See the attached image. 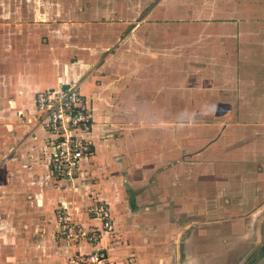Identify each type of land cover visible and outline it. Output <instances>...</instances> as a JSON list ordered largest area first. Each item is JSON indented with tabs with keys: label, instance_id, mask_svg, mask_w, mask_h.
I'll use <instances>...</instances> for the list:
<instances>
[{
	"label": "crops",
	"instance_id": "0c3cea01",
	"mask_svg": "<svg viewBox=\"0 0 264 264\" xmlns=\"http://www.w3.org/2000/svg\"><path fill=\"white\" fill-rule=\"evenodd\" d=\"M18 5L0 0V113L11 106L25 119L0 171V206L52 216L63 206L94 225L86 208L106 200L114 233L102 245L119 264H264V0H152L144 25L137 15L95 20L108 42L72 48L66 23ZM83 81L95 97L88 179L56 185L36 94L82 91ZM99 153L106 173L90 164ZM64 248L66 264L92 250Z\"/></svg>",
	"mask_w": 264,
	"mask_h": 264
},
{
	"label": "rangeland",
	"instance_id": "374dc122",
	"mask_svg": "<svg viewBox=\"0 0 264 264\" xmlns=\"http://www.w3.org/2000/svg\"><path fill=\"white\" fill-rule=\"evenodd\" d=\"M19 1L20 10L23 11H47L52 12L54 17H57V25L62 23H66L69 29V33L72 36V43L69 48L74 47L75 45L92 43L96 42L95 39H102L105 42H108L107 37L104 35H100V31L93 32V28L95 24L100 25L104 21L109 22L110 17L116 16L118 18L125 17H133L137 15L136 20L140 19L142 25H144V9L148 10L150 8V4L152 0H17ZM12 5L7 4L4 9H11ZM18 7H16L18 9ZM2 9V7H0ZM109 14H114L110 15ZM140 17V18H139ZM100 18V19H99ZM54 19V20H55ZM95 20H104L103 22L95 21ZM93 21V22H92ZM112 21V20H111ZM141 25V24H140ZM57 28V27H56ZM55 28V29H56ZM78 30V32H77ZM71 38V37H70ZM260 55L258 59L264 58V46L261 44L258 46ZM257 70L259 67L257 65ZM97 84H102L100 80L97 81ZM81 89L89 98H95L93 93L86 89L85 81L81 84ZM140 99L144 101V95L140 96ZM264 100V97L261 98V101ZM119 101H116V105H122ZM7 106V105H6ZM1 108V104H0ZM3 113H0V141H4V152L0 154V171H3L5 168L6 162H11L13 159L12 154V141L11 139L14 136V133L19 128L23 115L21 114H13L11 110V106L5 107ZM14 108V107H12ZM1 110V109H0ZM25 120V119H24ZM15 122V126L12 125ZM23 125V124H22ZM7 142L9 145L7 146ZM6 147V148H5ZM48 147H45V154L47 153ZM2 150V151H3ZM108 153V152H107ZM100 154V153H99ZM4 155V157H3ZM98 156V154H96ZM4 158V159H3ZM47 158L49 163L51 162L50 157L47 154ZM104 155H101L98 158H93L90 161L91 166H93L98 172V174L106 173V165L103 164L108 163L109 161H105ZM109 164V163H108ZM7 165V164H6ZM110 166V165H109ZM7 169V168H6ZM13 168H10V170ZM110 173V170L107 172ZM87 178L83 180L78 178L73 181H67L72 184H77V186H82L83 182H87ZM97 179H92L93 182L96 180L102 179L107 175H99ZM103 176V177H102ZM80 179V180H79ZM79 180V181H78ZM56 181V180H55ZM56 185H60L61 182L56 181ZM60 187V186H59ZM98 198L96 199V201ZM96 203V202H94ZM92 206H88L86 208L87 213L90 218H94V214L90 212V208ZM113 209V208H112ZM70 212L63 206H59L54 216H52V211H48V209L44 206H0V264H50L49 261L51 258L54 259L56 264H66L68 259L67 249H62L65 245L66 248L70 249L72 244H79L81 242H70L68 240H63L61 243L59 240H56L58 235L60 237H64L60 234V229L58 231V216L60 214H65ZM73 219L84 225L85 227H89L91 224H85L83 222L78 221L73 212H70ZM53 218H55L57 230L53 231ZM97 222V221H96ZM52 225V226H51ZM46 226H51L47 228L51 232L52 241L45 240L43 237L45 236ZM52 229V230H50ZM48 232V233H50ZM57 233V234H56ZM55 235V236H54ZM112 234H104L103 238L106 236H110ZM102 238V240H103ZM55 239V240H54ZM123 240V239H122ZM86 242V241H84ZM112 242V241H111ZM110 242V243H111ZM48 245V246H47ZM64 245V246H63ZM102 248L106 246L100 243ZM111 247V245L109 246ZM48 249V250H47ZM109 249V248H108ZM55 256V257H54ZM59 256L60 259H57ZM47 259V260H45ZM55 264V262H53Z\"/></svg>",
	"mask_w": 264,
	"mask_h": 264
},
{
	"label": "built area",
	"instance_id": "2783aa9c",
	"mask_svg": "<svg viewBox=\"0 0 264 264\" xmlns=\"http://www.w3.org/2000/svg\"><path fill=\"white\" fill-rule=\"evenodd\" d=\"M38 114L35 119L46 128L50 147V168L56 181H73L80 178L86 160L94 155L92 133L95 118L93 100L75 83L60 84L41 90L36 94ZM91 204L97 224L85 227L76 222L70 212L60 214L57 222L65 240L88 242L92 250L80 254L78 264H119L102 248L104 234H113V216L106 200L98 199Z\"/></svg>",
	"mask_w": 264,
	"mask_h": 264
}]
</instances>
